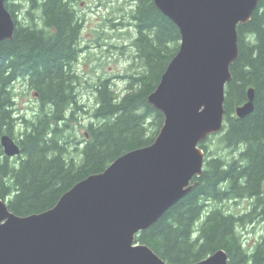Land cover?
I'll list each match as a JSON object with an SVG mask.
<instances>
[{"label":"trees","instance_id":"1","mask_svg":"<svg viewBox=\"0 0 264 264\" xmlns=\"http://www.w3.org/2000/svg\"><path fill=\"white\" fill-rule=\"evenodd\" d=\"M76 4L5 0L16 26L11 40L0 41V138L11 136L21 153L11 163L0 142V198L19 216L51 208L77 181L103 171L124 152L150 144L163 122L162 112L147 97L177 52L180 34L153 0H136L129 13L136 30L130 66L135 69L123 75L122 93L108 78L98 79L91 111L96 123L90 122L86 138L77 140L71 121L85 105L77 98L73 66L83 26ZM23 7L26 22L17 16ZM237 33L238 57L225 86L223 127L205 140L215 137L217 149L229 152L219 154L200 142L205 160L197 185L135 236L170 264L198 261L220 248L228 253V264H264V235L249 252L237 231L247 220L264 224V0L247 23L238 24ZM20 79L39 101L31 118L15 112L13 87ZM249 87L255 90L254 109L240 118L234 109L246 100ZM18 120L23 129L15 134ZM242 197L253 200L242 214L218 204L207 207Z\"/></svg>","mask_w":264,"mask_h":264},{"label":"water","instance_id":"2","mask_svg":"<svg viewBox=\"0 0 264 264\" xmlns=\"http://www.w3.org/2000/svg\"><path fill=\"white\" fill-rule=\"evenodd\" d=\"M153 1L180 34L147 97L163 114L157 135L77 181L47 210L19 216L0 198V264H170L135 236L197 185L205 160L200 142L223 127L237 26L250 20L259 0ZM15 26L0 0V41L11 40ZM254 98L249 87L236 116L251 113ZM0 142L6 156L21 153L8 134ZM188 264H228V253L220 248Z\"/></svg>","mask_w":264,"mask_h":264},{"label":"rangeland","instance_id":"3","mask_svg":"<svg viewBox=\"0 0 264 264\" xmlns=\"http://www.w3.org/2000/svg\"><path fill=\"white\" fill-rule=\"evenodd\" d=\"M19 2L23 0H13ZM136 0H77L75 8L82 18L83 26L79 37V52L74 62L76 75L75 85L79 102L84 106L77 114V119L71 121L77 140L86 138L90 122L96 123L91 111L95 106V90L93 86L99 78H108L117 92H123L126 85L123 75L135 69V47L133 39L136 30L129 13ZM25 3V2H23ZM27 6V5H26ZM23 7L17 11L18 19L26 22ZM16 115L31 118L38 110L39 101L34 91L29 89L22 79L17 80L13 87ZM23 129L18 120L14 128L15 134ZM17 136V135H16ZM207 139V138H206ZM205 139V140H206ZM204 140V141H205ZM215 137L205 141L211 151L218 150L219 154L227 155L228 149H217ZM219 148V147H218ZM20 155V154H19ZM17 156L10 157L11 163H17ZM251 198L226 199L207 206L218 204L226 212L242 214L251 209ZM241 245L247 251H253L261 237L264 235V224L258 219L246 221L238 226Z\"/></svg>","mask_w":264,"mask_h":264},{"label":"flooded vegetation","instance_id":"4","mask_svg":"<svg viewBox=\"0 0 264 264\" xmlns=\"http://www.w3.org/2000/svg\"><path fill=\"white\" fill-rule=\"evenodd\" d=\"M34 96L36 97V96H37V94L35 93V94H34Z\"/></svg>","mask_w":264,"mask_h":264}]
</instances>
